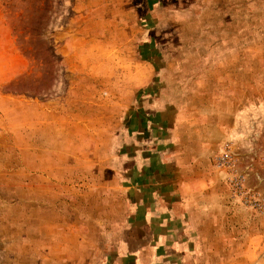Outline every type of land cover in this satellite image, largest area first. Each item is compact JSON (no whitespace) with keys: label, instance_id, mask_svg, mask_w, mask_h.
<instances>
[{"label":"rangeland","instance_id":"374dc122","mask_svg":"<svg viewBox=\"0 0 264 264\" xmlns=\"http://www.w3.org/2000/svg\"><path fill=\"white\" fill-rule=\"evenodd\" d=\"M156 97L217 169L185 264H264V0H0V264H122Z\"/></svg>","mask_w":264,"mask_h":264},{"label":"crops","instance_id":"0c3cea01","mask_svg":"<svg viewBox=\"0 0 264 264\" xmlns=\"http://www.w3.org/2000/svg\"><path fill=\"white\" fill-rule=\"evenodd\" d=\"M164 106L161 97L146 100L152 133L129 130L124 136L126 149L118 158L116 169L127 181L124 188L133 189L131 202L143 206V213L134 219L138 232H130L119 247L122 264L126 259L131 264H185L192 212L196 205L209 203L208 189L218 178L211 142L206 136H184L180 119L163 117ZM67 135V131L58 134Z\"/></svg>","mask_w":264,"mask_h":264}]
</instances>
